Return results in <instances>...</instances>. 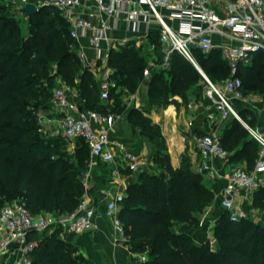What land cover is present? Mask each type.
Masks as SVG:
<instances>
[{
    "label": "trees",
    "instance_id": "16d2710c",
    "mask_svg": "<svg viewBox=\"0 0 264 264\" xmlns=\"http://www.w3.org/2000/svg\"><path fill=\"white\" fill-rule=\"evenodd\" d=\"M19 14L11 4L0 6V210L7 203L19 201L32 214L72 213L86 192L80 170H88L90 149L78 138L76 152H69L63 136L43 132L40 114L51 108L58 78L78 91L84 100L82 108L107 114L120 112L121 99L118 96L113 100V107L102 104L101 87L91 70L83 68L69 25L54 8L43 7L25 17L30 28L27 35L17 18ZM148 41L160 65L163 56L159 33L153 32ZM144 48L131 41L110 51L112 79L129 92H135L144 79L148 67ZM195 52L200 68L213 84L230 77L219 49L208 56ZM238 75L242 91L249 93L257 88L264 94V52L241 65ZM199 83H206L201 72L175 53L168 69L161 68L151 76L149 94L163 105H169L175 96L188 101L192 88H198ZM239 115L254 127V118H248L253 115L251 111ZM129 118L134 128L154 142L158 164V171H141L130 184L119 213L128 238L126 244L134 253L147 257L137 264H264V224L250 217L233 222L225 212L214 229L216 247L210 243L199 245L190 235L175 231L180 223L198 227L200 219L195 213H203L215 195L187 160L181 169L172 167L159 126L139 110H132ZM229 120L221 145L227 152H234L233 159H246L252 170L259 147L239 120L234 116ZM252 201L255 209L264 211V188L254 192ZM30 238L38 243L31 253L34 264H90L75 245L63 239L60 228L32 233Z\"/></svg>",
    "mask_w": 264,
    "mask_h": 264
},
{
    "label": "built area",
    "instance_id": "2783aa9c",
    "mask_svg": "<svg viewBox=\"0 0 264 264\" xmlns=\"http://www.w3.org/2000/svg\"><path fill=\"white\" fill-rule=\"evenodd\" d=\"M9 3L17 11L29 3L38 9L52 7L68 23L70 37L76 43L87 40V46L95 52L93 60L102 62L107 72L100 86L102 100H109L111 92L118 89V84L111 79L114 70L109 66V56L117 43L112 34L126 27L132 38L122 44L134 40L141 43L158 32L163 56L161 68L168 69L172 56L180 54L208 82L218 99L216 108L220 117L235 116L242 121L230 96L242 98L240 67L249 64L254 54L264 52V0H9ZM216 38L220 39L218 44ZM214 49L220 50L230 71V77L222 85L211 82L196 58V50L208 56ZM78 55L83 66L90 68L91 61L84 48H80ZM148 72L145 71L146 76ZM70 90L64 85L54 89L51 108L40 114L42 128L54 121L60 132L52 136H63L69 142L82 138L90 149L91 159L114 164L116 173L123 165L130 172H137L138 156L112 136L115 117L80 109L70 99ZM245 126L259 147V159L253 170L238 167L228 179L222 207L233 222L247 218L241 203L243 196L252 197L255 191L264 188V134ZM196 146L203 159L202 171L211 169L209 160L213 157L228 156L216 135L198 137ZM124 198V192L116 194L105 209V215L113 220L116 244L128 241L119 218ZM95 215L88 193L82 196L75 212L58 216L47 212L32 214L19 201L7 203L0 210V261L18 254L13 264H34L31 253L38 243L30 238L32 233L60 228L63 233L80 234L92 227Z\"/></svg>",
    "mask_w": 264,
    "mask_h": 264
},
{
    "label": "crops",
    "instance_id": "0c3cea01",
    "mask_svg": "<svg viewBox=\"0 0 264 264\" xmlns=\"http://www.w3.org/2000/svg\"><path fill=\"white\" fill-rule=\"evenodd\" d=\"M149 37L141 43H137L135 40L134 42H136L137 46H149L155 55L154 46L148 45ZM112 38L117 41L116 47H118L124 45L122 44L123 41L131 39L132 36L126 27H124L114 32ZM219 41L220 39L216 38L217 44ZM77 45L78 52L81 47L87 52L91 61L89 69L93 73L96 82L101 86L102 80L107 76L103 63L93 60L95 52L87 46L86 39L80 40ZM83 68L86 69L84 66ZM159 69H161L159 64L150 69L146 68L149 74L146 76L144 73V79L135 92H129L118 85V89L114 91L118 94L120 92L124 93V95L120 96L123 110L108 113L116 119L112 136L121 145H124L138 156L140 161L139 170L137 172H130L123 165L120 167L119 173H116L114 164H106L99 160L91 159L92 167H88V170L84 174V182L86 186L85 193L91 196L96 209L93 225L80 234L62 232L63 239L75 245L79 253L90 264H137L138 260H146L147 258L145 255L134 253L132 248L127 244H116L114 242L113 220L105 215L107 203L118 193L124 192L126 196L128 187L138 179L141 171H158V164L154 160V155L157 151L156 146L149 137L142 134L140 129L133 127L129 118L132 110H139L152 121L154 126L160 127L162 135L166 140V154L170 157L172 167L176 170L181 169L184 165V160H187L191 170L203 177L204 184L215 195V199L203 213H195V216L200 219L198 227L189 223H180L175 226L177 233L190 235L197 244L210 243L213 247L217 246L214 229L218 220L226 212L222 207V196L228 179L233 170L238 167L250 170L246 159H233L234 152H228L226 158L213 157L210 159L209 164L211 169L202 171L203 159L196 146V140L198 137L207 134L216 135L221 138L225 133L226 127L231 123L229 117L226 119L220 117L216 108L218 100L214 93L211 92V88L207 84L208 82L199 83L197 85L198 88H192L188 101L175 96L170 99L169 105L155 102L149 94V81L151 76ZM57 81L58 86H67L60 78ZM224 82L215 85H222ZM69 93L70 99L80 109H85L82 108L84 100L78 91L75 88H71ZM110 99L104 101L101 98L102 104L105 106L111 104V107H113L115 104ZM230 100L238 115L244 110L251 111L253 115H248V118H254V127L252 129L264 134V94L260 93L259 89L254 88L251 92L245 93L241 99L230 96ZM235 118L239 120L237 117ZM240 122L244 126L245 124L248 125L244 119ZM43 130L48 135H52L56 131L60 132L54 121L45 125ZM241 203L247 215H250L255 222L264 224V211L255 209L252 197L243 196ZM18 257V254L11 255L8 258L2 259L0 264H13Z\"/></svg>",
    "mask_w": 264,
    "mask_h": 264
},
{
    "label": "rangeland",
    "instance_id": "374dc122",
    "mask_svg": "<svg viewBox=\"0 0 264 264\" xmlns=\"http://www.w3.org/2000/svg\"><path fill=\"white\" fill-rule=\"evenodd\" d=\"M10 3H9V0H1L0 1V6L1 5H9ZM17 18L18 19H20L21 21H22V26H23V32H24V34L25 35H27V34H29V25H28V23H27V21L25 20V15L24 14H22L21 12H20V14L19 15H17ZM144 55H145V57H146V59H147V62H148V69H150V68H153V67H155L157 64H158V58H157V56L156 55H154V51L152 50V48H150L149 46H145V48H144ZM151 71V70H150ZM206 83H207V81H206ZM208 84V83H207ZM245 90H243L242 91V93H243V95H245ZM122 95H124V93L123 92H120L119 94L118 93H114L113 95H112V97H111V99H110V101H113V100H115L118 96H122ZM216 97V96H215ZM217 98V97H216ZM218 100V99H217ZM233 117V116H232ZM43 132L45 133V130H43ZM251 135V134H250ZM65 139V138H64ZM66 140V139H65ZM66 142V148H67V150L69 151V152H71V153H75L76 152V150H77V148H78V146H79V144L76 142V141H74V142H69V141H65ZM247 217H250V218H252L250 215H247Z\"/></svg>",
    "mask_w": 264,
    "mask_h": 264
},
{
    "label": "water",
    "instance_id": "95a60500",
    "mask_svg": "<svg viewBox=\"0 0 264 264\" xmlns=\"http://www.w3.org/2000/svg\"><path fill=\"white\" fill-rule=\"evenodd\" d=\"M40 9L37 8V6L33 3H29L23 8L20 9L19 12L25 15V17H31L39 12ZM81 174L84 175L86 173V170H80ZM161 177L165 178L166 174L162 173Z\"/></svg>",
    "mask_w": 264,
    "mask_h": 264
},
{
    "label": "bare ground",
    "instance_id": "6f19581e",
    "mask_svg": "<svg viewBox=\"0 0 264 264\" xmlns=\"http://www.w3.org/2000/svg\"><path fill=\"white\" fill-rule=\"evenodd\" d=\"M173 112V111H172Z\"/></svg>",
    "mask_w": 264,
    "mask_h": 264
}]
</instances>
